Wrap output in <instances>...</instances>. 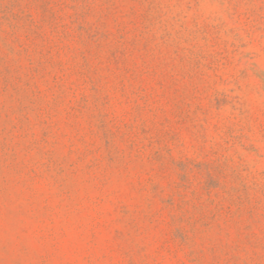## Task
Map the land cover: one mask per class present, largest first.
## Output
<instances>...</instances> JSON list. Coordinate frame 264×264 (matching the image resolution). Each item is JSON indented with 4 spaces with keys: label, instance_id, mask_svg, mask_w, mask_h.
Wrapping results in <instances>:
<instances>
[{
    "label": "rangeland",
    "instance_id": "374dc122",
    "mask_svg": "<svg viewBox=\"0 0 264 264\" xmlns=\"http://www.w3.org/2000/svg\"><path fill=\"white\" fill-rule=\"evenodd\" d=\"M0 264H264V0H0Z\"/></svg>",
    "mask_w": 264,
    "mask_h": 264
}]
</instances>
